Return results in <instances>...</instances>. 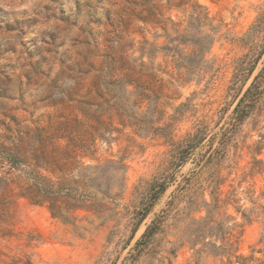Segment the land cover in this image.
Segmentation results:
<instances>
[{
    "label": "rangeland",
    "instance_id": "obj_1",
    "mask_svg": "<svg viewBox=\"0 0 264 264\" xmlns=\"http://www.w3.org/2000/svg\"><path fill=\"white\" fill-rule=\"evenodd\" d=\"M194 1L219 28L202 73L184 80L186 67L173 51L191 52L192 44L180 38L185 29L196 34L199 22L189 19L182 0H0V143L20 146L26 163L48 161L53 177L73 171L79 189L84 176L102 187L111 181L114 191L122 185L119 196L106 199L98 192L94 210H72L62 221L47 204L20 196L15 178L0 190V264H129L135 257L130 248L146 225L171 206L165 231L135 264L165 255L186 204L185 178L192 187L210 172L198 171L208 138L176 167L172 143L200 123L217 140L264 63V0ZM151 5L155 18L142 20ZM120 17L128 21L124 67L109 48ZM165 33L174 38L169 52L162 48L169 43ZM249 60L253 71L235 80L239 64ZM125 72L129 82L120 80ZM253 156L264 165V91L218 164L222 197L236 200L241 211L251 206L252 192L257 197L264 190V172L251 174ZM13 169L0 160V174L25 175ZM164 175L168 187L132 234L131 210ZM228 212L241 225L239 252L261 247V220L245 221L232 205ZM170 259L194 262L188 245ZM206 264L222 263L209 258Z\"/></svg>",
    "mask_w": 264,
    "mask_h": 264
},
{
    "label": "trees",
    "instance_id": "obj_2",
    "mask_svg": "<svg viewBox=\"0 0 264 264\" xmlns=\"http://www.w3.org/2000/svg\"><path fill=\"white\" fill-rule=\"evenodd\" d=\"M183 4L190 8L188 14L189 19H194L199 22L196 25L197 33L190 35L185 29L181 35V42L189 41L192 44V50L189 54L182 55L178 51H173V55H177L179 64L186 67L184 80H188L193 74L199 75L203 71V67L208 64L206 53L210 50L213 42L216 39L218 25H213L211 18L207 14L205 7L198 4L194 0H182ZM151 5L147 11V15L140 17L142 20H153L155 18ZM190 25L192 22H189ZM128 21L125 17H120L119 23L110 39V49H116L114 57L124 67L127 65V58L124 54L127 42L124 38L127 29ZM206 27V30H202ZM165 31V26H162ZM169 38V43L162 48L165 51H171L170 43L174 40L168 33H165ZM262 54V52L260 53ZM257 57L253 59L255 62ZM197 69H194L195 67ZM254 69L252 60L248 63L241 62L239 64L238 75ZM192 70H196L193 72ZM108 71L106 74H110ZM131 74L123 73L124 82H129ZM264 91V63L261 69L255 74L253 80L246 88L244 93L237 99L228 126L220 133L219 138L214 140L208 136L207 127L200 123L194 131L189 132L184 138L178 142H173L175 146V157L172 163L176 166L183 164L191 153L199 147L205 139L208 138L210 145L208 150L203 154V158L198 161V171L208 168L210 172L204 179L189 186L188 178H185L182 188H186L184 193L186 204L175 218L172 226L176 227L175 239L169 240V247L164 248V254L156 253L144 262V264H170V257L174 256L179 248L188 245L192 250L194 257L193 264H206V260L211 258L218 260L222 264H264V190L257 197L251 193L249 200L251 206L247 210H240L234 205V199H229V196L222 197L224 180L220 177L218 164L226 155L229 146L238 132V128L245 118L250 114L252 107L257 98ZM214 137V136H213ZM0 151V160L7 162L10 167L25 172V175H14V172L0 174V183L2 189H9L10 184L15 178L18 180L20 189L19 195L27 198L33 204H47L48 209L53 217L66 221L68 213L75 209L94 210L96 205L95 194L100 193L103 198L113 199L119 196L122 192L121 188L113 190V185L106 181V186L102 187L99 183H95V177L84 176L81 189L76 187L77 180L73 171L62 172L58 176H54L55 172L51 169L48 161L44 164L26 163L22 160V150L20 146L9 148L2 145ZM261 147L254 150L258 152ZM82 156H91V153L84 151ZM251 174H260L264 172V165L261 159L256 156L252 157ZM26 165V168H20L21 165ZM90 166L84 165V168ZM121 163L119 168H123ZM13 169V170H14ZM41 169L48 171L50 174L43 173ZM22 176V177H21ZM168 175L154 179L147 192L140 199L138 205H135L131 210L133 227L132 234L137 230L141 222L146 218L153 205L159 197L164 193L169 185L170 180ZM22 182V183H21ZM79 185V184H78ZM183 192V190H182ZM232 194V193H231ZM175 197V195H174ZM232 200V201H229ZM173 204V198L169 205ZM229 205H232L237 213L245 221L260 219L263 225V233L260 236L258 243H262L261 247H251L250 254L239 252L238 241L241 233V225L236 222L235 216L228 212ZM171 206L164 211L163 214L153 218L144 228L140 237L131 246V254L135 257L131 259L129 264H135L141 254L150 249L156 240V236L165 231L166 220L170 216ZM256 253L262 254L257 256Z\"/></svg>",
    "mask_w": 264,
    "mask_h": 264
}]
</instances>
